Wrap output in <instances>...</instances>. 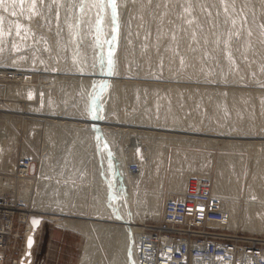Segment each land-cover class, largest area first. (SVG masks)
<instances>
[{
    "label": "bare ground",
    "instance_id": "obj_1",
    "mask_svg": "<svg viewBox=\"0 0 264 264\" xmlns=\"http://www.w3.org/2000/svg\"><path fill=\"white\" fill-rule=\"evenodd\" d=\"M28 1L29 4H27L29 5V8L33 7L34 14L38 16L40 13L38 9V5L41 3L40 0H27V2ZM175 1L176 0H158V2L164 5L166 13L163 20H161L162 22L160 21L161 23H158L160 26L158 27L156 25L157 27L154 26V29L158 30L159 34L165 32L167 38L175 44L183 40L186 33L185 31L183 32V29H180L179 26L170 24V21H176L177 15L189 18L191 23L188 29L194 38L197 36L201 41L200 46H198L194 52L191 51L193 54L187 52L185 59L177 58V56L171 57L172 59L170 60H172V62L170 63V66H172V69L176 68L177 70H175L177 72H183L184 74H199L201 68L200 52L214 50L213 46L218 40H220L219 42L221 44L224 43L226 35L222 31H225V33L228 31H238L240 27V19L233 14L234 7L229 6V4H227L228 1H224V3H220L222 12L215 7L216 13H213V20L215 21L214 25L211 24L209 33L203 36L200 29V18L203 14L202 9L204 1L181 0L182 4H188L186 8H189L190 11L185 12L184 6L180 9V13L174 14L172 5ZM8 2L11 3L13 7H15L14 4L17 3L16 0H2V2H0V40H2L1 37L8 27H4L5 24L7 25L8 20H11V12L8 7ZM80 2L81 7L76 15L73 16V19L70 20L71 23H67L66 28H62L58 31V36L60 35L63 41L61 43L55 42L56 45H63L66 52L69 50L71 53V61L69 62V65H67L68 73L71 74V76L58 75V73L62 72L56 70V65H49L47 62L45 63L46 58L42 55L36 41L33 43V46L37 48V51L34 50V54L30 56V58L28 57L29 61L27 62L29 64H23V66L12 64L13 66L9 67L6 65H0V75L9 74L10 77L18 81L15 83L1 82L0 97H6L10 100L31 101L28 104H21L14 101L0 102V119L4 121V127L0 129V170H4L7 173L12 172L13 175H11L12 177L0 175V192H5V190L9 191V193L12 194L11 197L14 199L15 206L18 207L19 202L22 201V204L27 207L25 215L24 213H20L21 219L24 216V220H26L28 225L26 236L32 228L29 222L30 216H41L43 219L56 220V225L84 235L85 242L79 259V264L99 263L100 258L95 255L97 246H99V255L100 257H103V260L111 246V255L108 259L105 258L104 264H136L137 255L134 250L133 235L136 234V231L139 229L138 225L143 224L142 221L145 219V216L156 218L157 220L160 218L162 210L161 205H163L165 199L170 197L175 198L181 195L185 182L182 180L183 177L181 176L187 174L204 175L209 178L212 193L220 198L221 207L226 212L224 226L229 228L237 227L240 223L238 219L239 215L237 216V212L239 211L238 207L243 205L246 210L245 216L247 214V218L243 221L244 226L250 230L264 232V159L259 161L260 158H257L254 162L256 170L253 172V176L258 173L259 175L256 176H260V173L262 176L260 178L258 177L259 179L257 180H252L246 187H243V183L245 182L248 173L251 172V170H249V153L244 150L247 143L222 141L172 133H197V131H195L197 128L194 127L195 122H202V120H205V116H202V119H198V115L191 113L193 110L190 112V116L188 115L190 118L185 120L182 116L183 112L180 111L181 108L178 109L177 107H174L171 110L159 111L154 113V116L151 115L155 117L152 118L154 120L167 121L168 123H166V126L157 127L155 125H137L127 122L126 117L117 118L118 120L115 122L110 120L112 114L105 112L107 108L105 101L109 95L108 88L109 86L114 85L117 78L126 79L125 76H119L117 74L128 73L126 70L124 71L126 67L124 68L125 51L123 53V49L125 47L120 49L117 61H114L116 58L115 42L121 29L119 16H117V14L115 16L113 15L109 0H103L102 3L101 0H83V3L81 0ZM130 3L132 4L128 5V8L126 7V9H129V7L134 4L135 8L134 11L131 12L134 17L131 21V29H129V33L132 30L138 41L148 43L149 31L153 30L154 23L152 21V13L150 10L154 0H133ZM18 4H20V0ZM117 9L118 8H116V11ZM13 19L12 21H15ZM220 19L223 21V30L220 29L223 34H220L219 32L220 23L218 22H220ZM19 20L24 22L22 17H20ZM57 22L58 25L64 24V19L59 16ZM90 22L92 24L95 23L94 28L92 27L93 25L91 27L96 31L94 33L99 39L97 40L98 52L101 54H98V57L99 55L101 57H97L94 61L96 63L99 61V63H97L98 66L95 68L87 62V57H89L90 54L88 55V52H86L85 37L87 33L86 28ZM10 24H12L11 21ZM110 24H112L111 27ZM102 25L106 27L103 28ZM9 26L11 27V25ZM248 27L250 30H254V22L249 23ZM125 30L124 34L126 35L128 31L127 29ZM56 34L54 37H56ZM29 37L34 42V35L32 32L29 34ZM250 40H252L251 35L243 38L245 44ZM106 41H110L111 44L107 45ZM94 42H96V40ZM12 44H16L19 48H24L25 45L22 39L17 38ZM245 44L243 43L244 46ZM2 46V41H0V50ZM245 49L246 47H244V51ZM185 51H189V48ZM163 56H159L158 60H156L155 57V63L161 65L165 61V57ZM148 58V55H142L141 57L143 62H147L149 60ZM41 60L44 63H41ZM25 65L27 66L25 67ZM169 69L170 71L172 70L171 68ZM169 69L162 67L161 71L169 72ZM227 70L221 74L222 77L227 76ZM205 71H207V69ZM33 73L37 74V79H39L37 80L39 81L38 83L33 82ZM65 78H70L76 81L74 84L82 94L83 104L81 106H78L79 100H77L73 108L66 107L64 103L68 101L70 93L67 91L64 93L65 91L62 92L61 89L57 90L55 87H52V90L50 89L51 86H49V84H57L58 81H64ZM168 86L172 89L170 92L172 97H177L179 95L178 89L184 87L175 84H170ZM186 87L194 88L192 86ZM116 88H118L117 92L119 95L121 89L119 86H116ZM112 89L111 95L113 94L115 87H112ZM183 90L184 89H182V91ZM192 94L190 95L191 98L194 97ZM240 97L231 96L233 110L232 112L230 111L232 116V121H230V123H232V125H241L244 116L248 113L250 114L247 105H244V102L241 101ZM210 99L213 105L210 107L211 109L213 108V111L211 110L213 114L210 115L211 112L208 113L212 116V119L208 122L212 123L211 129L213 131H220L218 127L223 125V119H225V116L227 115L225 103L228 102H225V98L223 99L218 96L211 97ZM113 104L114 102L112 100L111 104L108 105V108L109 106L113 108ZM193 109L195 108L193 107ZM199 111L200 110H198V112ZM29 114L35 116H30ZM199 117L201 116L199 115ZM148 119L150 120V118ZM16 121H23L25 124L30 123V125H41L42 128H50L53 137L57 134L65 136V133H70L69 135L74 139L83 135L84 140H89L91 142L90 146H92V149L89 153L83 156H77L78 158L74 160L69 175L77 176V174H84V170L86 169L84 168V166H86L85 164L91 163L93 160L95 161L97 164L95 174L97 176L95 181L96 195L92 204L82 203L80 200L77 202L73 201L75 183L73 185V180L71 179L68 180L69 191L66 193L63 202L55 200L50 203L46 197V201H43V193H39L40 191L38 192L40 196L37 195L36 197L35 194L29 196L26 188L32 185L33 175L31 173V168L35 158H33V156L30 158V173L27 176H23V174L19 173L21 170L19 160L15 165L13 164L15 152L9 150L7 146L5 147V142L13 138L12 127ZM41 130L42 129H40V131ZM116 133L124 138L123 146L126 145L124 143L129 140L130 144L133 145L134 150H138L140 153L139 159L136 160L138 170L135 174H129V165L127 166L128 160L125 157L126 155L123 150L124 147L117 146L114 139V134ZM44 135L46 136V134ZM149 138H151V140L155 139V142L148 143ZM153 144H156L155 146L158 147L149 150V145ZM146 145L148 148H145L144 150L143 147ZM161 145L166 148L165 152L160 150L159 146ZM187 145L195 146L197 148L195 149L196 151L189 149ZM32 147V143H24L21 156L25 157L26 155H32ZM47 147L48 146L44 140L37 148H35V150H38L41 155L45 156L46 151L44 152V150H46ZM133 147H130V149ZM209 149H213L217 153L215 161L216 171L213 175L211 174L212 172L210 169L213 157L211 152L208 151ZM4 150L7 151L5 159L2 157ZM148 150L150 151V161L154 159V161H159L158 163H161L159 165L160 167L167 164H169L170 167L168 172H165L164 179L166 180V188L164 187V189L159 188L154 190V193L152 192L150 196L144 193L146 190L143 192L145 195H142V191H139L137 184L141 179L146 166L148 169H153V163L145 160V156L147 155V152H149ZM178 153L188 154L187 159L183 157L182 163L179 162ZM83 160L84 165L82 166L81 162ZM39 166H42L40 158ZM23 171L24 170L22 169L21 172ZM147 172L149 177H152L154 169ZM160 173L162 175L163 171H160ZM4 185L5 187H3ZM8 185H10V187H8ZM16 188H19L20 190L15 192ZM43 188H41L42 191ZM225 189H231L229 191H231L232 195L227 194L226 196L221 194ZM250 190L256 191V196H254V194L249 195ZM138 192H140V195H138ZM22 244L24 245V243ZM24 250L21 251L22 254ZM28 264H30V262Z\"/></svg>",
    "mask_w": 264,
    "mask_h": 264
},
{
    "label": "rangeland",
    "instance_id": "obj_2",
    "mask_svg": "<svg viewBox=\"0 0 264 264\" xmlns=\"http://www.w3.org/2000/svg\"><path fill=\"white\" fill-rule=\"evenodd\" d=\"M16 1L17 3L14 4L15 7H13V5L8 2V7L10 8V12H11V20H8L7 25L5 24L4 27L8 26L6 28L8 31L6 30V32L4 33L5 35L3 34L2 35L3 38L1 37L2 40H0L2 41V45H3L0 50V65L2 66L6 65L7 67H9V66H13L14 64L22 65V66L23 64H29L27 62L29 61L28 57L30 58V56L34 54L33 53L34 50L37 51V48L33 46V43H35L36 41L39 45L38 47L42 55L45 56L46 58L45 63L47 62L49 65H56L57 66L56 70L58 72H62V73H58V75L71 76V74L68 73L69 71L67 69V65H69V62L71 61L70 59L71 53L69 50L66 52L65 47L63 45L61 46L60 44L59 45L57 44L58 45L57 46L55 42L61 43L63 41L62 37L60 35L58 36L59 34L58 31L61 30L62 28H66L67 23H71L70 20L73 19V16L76 15L77 11H79L81 7L80 5L81 0H40L41 2L39 4L40 6L38 5V9L40 13L38 16L34 14L33 7L29 8L28 5L29 1L27 2V0H20V4H18L19 0ZM132 1L133 0H117L118 9L116 11V14L117 16H119V23L121 29H120V34L115 42L116 58L114 61H117V56L120 54V49H123L125 47L124 48L125 50L123 49V53L125 51L124 68L126 67L124 71L126 70L128 73L117 74L119 76L126 77V79L117 78L115 80L116 82L114 83V85L119 86V88L121 89V93L119 95L117 92L118 88H116V86L113 85V86H109L108 88L109 95L107 97V100L105 101L107 105L105 112L112 114L110 120L112 122H115L118 120L117 118L126 117L127 118L126 121L133 124L143 125V126L155 125L159 127V126H166V123L168 122L157 121L152 119L155 118L153 117L154 113L164 110H171L174 107H177L178 109L181 108L180 111L183 112L182 116L186 120L190 118L189 117L190 112L193 110L191 113L193 114L195 113L196 115H198L197 116L198 119L200 118L202 119L205 116V120H202V122L196 121L194 124V127L197 128L195 129L197 133L195 132H191V133L172 132V133L186 134L192 137H202V138L216 139L222 141L247 143V146L244 147V150L249 153V157H250L249 170H251V172L248 173L246 180L243 183V187H246L248 183H251L252 180L254 181V179L255 180L259 179L262 176L261 173L260 176H256L259 175V173L253 176L254 175L253 172L256 170V168L254 167L255 160L257 158H260L259 161L261 159H264V0H203L204 1L203 9H202L203 14L200 18V29L203 36L209 33L211 24L214 25L215 21L213 20L214 19L213 13L214 14L216 13L215 7H217L218 10L222 12L221 4L224 3V1L225 2L228 1L227 4H229V6L231 7H234L233 14H235V16H237L240 19V27L238 31H234V32L228 31L227 33H225V31H222L226 35V40L224 41V43L221 44L219 42L220 40H218L215 42V45L213 46L214 50L200 52L201 68L199 70L200 71L199 74H195V75H189L186 73L184 74L183 72H177L176 68L172 69V66H170V63L172 62V60H170L172 59L171 57L177 56V58L185 59V57L187 56V52L192 53L195 51V49L198 46H200L201 41L198 39L197 36H196L197 38L196 37L194 38L190 30L188 29L190 27V23L188 22L190 21V19L177 15L176 21L174 22L170 21V24H175L176 26H179V28L183 29L182 31L183 32L185 31L186 33L184 39L178 42L179 44L178 43L173 44L167 38L165 32L164 33L162 32L163 34L162 33L159 34L158 30L154 29L155 27L160 26V24L158 23L162 22L161 20H163L166 13L164 5L158 2V0H154V3L152 4L150 9L152 13V21L154 23H153V30L149 31V41L148 43L143 41H138L135 35L133 34L132 30L129 33V29H131L130 28L131 21L132 18L134 17V15L131 12L134 11L135 4L131 5L129 9H126V7L128 8V5L132 4L130 3ZM184 6L186 8L188 4L185 5V3L182 4L181 0H176L172 5L173 13L174 14L180 13L179 12L180 9H182ZM59 16H61V18L64 19V24L58 25L57 19L59 18ZM20 17L24 19V22L19 20ZM12 19L15 21H12ZM10 21L12 24H10ZM251 22H254V26H255L254 30L253 29L250 30L248 27V24ZM218 23H220L219 32L220 34H223L221 32V30H223L222 19H220V22ZM9 25H11V27ZM111 25L112 24H110V27ZM91 26L94 28L95 23L94 24H92L91 22L88 23V27L86 28L87 33L85 37L86 39L85 43H86V52H88L87 53L88 55L90 54L89 57H87L88 60L87 62L93 68H95L98 66L97 63H99V61L97 63L94 62L97 59L98 54H100V52H98L99 49L97 42V40L99 39L94 33L96 31ZM104 27L106 26H103V28ZM125 29H127L128 31L126 35L124 34V31H126ZM31 32L34 35V39H33L34 42L29 37V34ZM55 34L56 37H54ZM248 35L252 36V40L246 42L245 44V42H243V38L248 37ZM16 38L22 39L24 41L25 43L24 48L20 47L21 48L20 49L19 46L16 45L17 43L12 44L15 42ZM95 40L96 42H94ZM243 43L245 44V46L243 45ZM106 44L110 45L111 42L106 41ZM244 47H246L247 50L245 49L244 51ZM185 48L186 49L189 48V51H185L186 50ZM100 55L99 57H101ZM142 55L144 56L148 55L149 57L148 59L150 61L148 60L147 62H143L141 59ZM159 56L165 57L164 58L165 61L161 65L155 63L154 61L155 57L156 60H158ZM41 63L44 62L41 60ZM26 66L27 65H25V67ZM162 67L167 69L171 68L172 70L170 71L169 69V72H162L161 71ZM204 69L205 70L207 69V71H205ZM225 70L228 71L226 73L227 76L222 77L221 74H223ZM32 78H33V82L35 83L39 82L37 81L39 79H37L38 76L36 73H33ZM1 82L15 83L18 81L10 77L9 74H5V75H0V83ZM75 82H76L75 80H72L70 78H65L64 81H58L57 84H52V85L49 84V86H51L50 89L52 87H55L57 90L61 89L62 92L65 91L64 93H66V91L70 93L68 101L64 103L65 106L68 108L69 107L73 108L77 100H79L78 106H81L83 104L81 91L76 88L74 84ZM170 84L184 86L179 88L181 90L178 89L179 95L177 97H172V95L170 94L172 90L168 86ZM186 86L188 87L192 86L194 88H187ZM112 87H115L116 91L114 90L115 93L113 91V94L111 95V91L114 89V88L112 89ZM182 89L184 90L182 91ZM191 94L194 97L191 98L190 97ZM215 96L221 97L223 99L225 98V102L227 101L229 103L228 104L224 102L225 109L227 110V115L225 116V119H223L222 122L223 125L218 127L220 131H213L211 129L212 123L208 122L212 119V116L210 115L213 114L212 112L213 108L212 109L210 108L213 106L210 98L211 97L213 98ZM231 96L232 97L238 96V98L241 96L240 97L241 101L244 102V105L245 104L247 105V108L250 111V114L248 113L247 115L244 116L243 119L244 121L242 120L241 125H232V123H230V121H232V116L230 113L233 110ZM112 100L114 102L113 108H111L110 106L108 108V105L111 104ZM11 101L18 102L21 104L23 103L28 104L31 102L27 100H20V101L10 100L6 97H0V102H11ZM193 107L197 109L195 110L193 109ZM198 110L200 111L198 112ZM208 113H210V115ZM29 115L35 116L31 114ZM199 115L201 117H199ZM148 118H150V120ZM3 127H4V121L0 119V129H2ZM37 127L39 130L37 129ZM12 128H13L12 130L13 138L5 142V147L7 146L9 150L11 151L13 150L15 152L14 154L15 159L13 161L14 165L16 164L18 159L22 157L21 154H22L23 144L32 143L33 145L32 155H26V157L32 158L33 156V158H35L31 168L32 170L31 173L33 175L32 185L26 188L28 190L27 193H29V196L35 194L37 197V195L40 196L39 193H43V199H42L43 201H46L47 198V200L50 203L51 201L53 202L55 200L59 202H63L65 200L66 193L69 191L68 180L71 179L73 180V185L75 183L73 190V195H74L73 201L77 202L78 200H80L82 201V203H87V204L93 203L96 195L95 181L97 177L95 175L97 168V164L95 163V161L93 160L91 161V163L85 164L86 166H84V168L86 169L84 170V174H77V176H73L71 174L69 175L74 160L78 158L77 156H83L89 153L90 150L92 149V146H90L91 142L89 140H84L83 135H80L79 137L74 139L69 135L70 133L69 134L67 133L68 136L65 133V136H62L61 134H57L54 135L53 137L51 135L52 132L50 128H42L41 125L40 126L32 125V124L30 125V123L25 124L23 121H16L13 124ZM40 129L42 130L40 131ZM149 130H157V129H149ZM44 134H46V136ZM117 134L118 133L114 134V139L116 141L117 146L122 147L124 138H122ZM151 138L148 139V143L155 142V139L151 140ZM44 140L48 146L46 150H44V152L46 151L45 156L41 155L38 150H35V148H37L38 145ZM124 144H126L123 146L124 147L123 150L126 155L125 157L128 160L127 166L129 165V163L132 162L136 163V160L139 159L140 153L138 152V150H134V147L132 144H130L129 140L126 141V143ZM155 145L156 144L149 145V150L158 147ZM130 147L133 148L130 149ZM187 147H189V149H192L194 151H196L195 149H197L195 146H191V145H187ZM145 148H148V146L146 145L143 147L144 150ZM159 148L162 152H165L166 150V148L163 145L159 146ZM208 151L211 152V155L213 157L212 160L213 162L211 164L212 166L210 167L212 172L211 174L213 175V173L216 171L215 161H216L217 153L213 149H209ZM6 153L7 151L4 150L2 153L3 159H5L7 155ZM149 155H150V151L147 152V155L145 156V160L147 162L153 163L154 173L152 177L151 176L149 177L147 171L149 170L152 171L153 169H148V167L146 166L147 169L146 168L144 169V173L142 174L141 179L137 183L139 191L140 192L142 191L141 194L142 195L146 194L148 196H150L154 190H157L159 188L164 189V187L166 188V180L164 178H165V174L168 172L170 168L169 164L162 165L160 167L159 165L161 163H158L159 161H154V159L150 161ZM177 155L179 157V162L182 163L183 157L187 159L188 154L178 153ZM38 157L41 159V165H42L41 167L39 166ZM81 165L82 166L84 165V160L81 162ZM137 170L133 173L129 171L130 172L129 174L130 175L135 174ZM160 171H163L162 175ZM0 175L7 177L13 176L12 172L7 173L4 170H0ZM189 176L191 175L187 174L181 177H183L182 179L183 181H186V179ZM3 187H5V185ZM8 187H10V185H8ZM41 188H43V191ZM17 190L20 189L16 188L15 192H18ZM229 190L231 189H225L221 194L226 196L227 194L232 195L231 191ZM7 192L9 191L5 190L4 193ZM140 192H138V195H140ZM253 194L254 196H256V191L250 190L249 195H253ZM26 208L27 207L24 204H22V201L19 202L18 210L17 213L15 214L16 225L19 224L17 218L19 219L20 213H24L25 215ZM238 210L239 211L237 212V216L239 215L238 219L240 223L237 225L236 228H229L226 226L225 228L229 232H236L243 235L264 236V232L250 230L247 227H245L243 223L244 219L247 218V214L245 216L246 213L245 207L241 205L238 207ZM24 218H25L24 216L22 217V219L20 217L21 220H24ZM151 220L156 221L157 219L150 218L149 216H145V219H143L142 222L145 221L149 222ZM47 226L48 227H46V229H48L49 231L51 230L54 231V229L56 230L58 229L60 231L68 230L71 233L61 241L59 239H56V237H53L52 239L53 246L51 247L52 249L48 255H45L46 239L45 237L44 239L42 237H39L37 241V245L33 251V255L35 257L33 264H38L37 259H40L44 256H48V258L44 260L46 261L45 264H56L57 259L59 261L58 264L60 263L79 264V259L85 242L84 235L76 231H73L71 229L57 226L56 220H48ZM19 228L22 231L23 228L22 224L21 225L19 224ZM25 238H26L25 235H23V237L20 240H18L17 243L19 245V248H17L14 251L12 250L8 251L7 258H13L16 260L18 259L22 251V246H23L22 243L25 244ZM110 250H111V246L109 248V251L105 255L106 259H108L111 255L110 253L112 251L110 252ZM95 255L96 257L100 258L99 263L104 264L105 258L103 260V257H100L99 246H97L95 250ZM5 264H11V263L8 260H6Z\"/></svg>",
    "mask_w": 264,
    "mask_h": 264
},
{
    "label": "built area",
    "instance_id": "obj_3",
    "mask_svg": "<svg viewBox=\"0 0 264 264\" xmlns=\"http://www.w3.org/2000/svg\"><path fill=\"white\" fill-rule=\"evenodd\" d=\"M18 160L24 170L19 173L27 176L31 159ZM137 169V163H129L130 172ZM11 196L0 192V264H19L22 253L17 260L7 258V253L19 248L17 242L28 229L20 217L22 231L15 224L18 207ZM225 221L226 212L209 178L191 175L179 197L165 199L158 220L138 225L133 235L136 264H264V236L229 232Z\"/></svg>",
    "mask_w": 264,
    "mask_h": 264
},
{
    "label": "crops",
    "instance_id": "obj_4",
    "mask_svg": "<svg viewBox=\"0 0 264 264\" xmlns=\"http://www.w3.org/2000/svg\"><path fill=\"white\" fill-rule=\"evenodd\" d=\"M49 219H43L41 222H40V225H39V228L36 230V233H35V236H34V245H33V247H32V251H31V253H32V257H31V261H30V264H33L34 263V259H35V257H34V255H33V251H34V248L36 247V245H37V241H38V238L39 237H42L43 239H44V237H45V239H46V247H45V255H48L49 254V252L51 251V247L53 246V241H52V239H53V237H56V239H59L60 241L61 240H63L64 238H66L67 237V235H69L71 232H69L68 230H56V229H54V231H49L48 229H46V227H48L47 226V221H48ZM58 226V225H57ZM44 229V230H43ZM48 258V256H44V257H42V258H40V259H37V261H38V264H45V262L46 261H44V260H46ZM58 258V257H57ZM57 263L56 264H58V259H57V261H56ZM60 264H63V263H60Z\"/></svg>",
    "mask_w": 264,
    "mask_h": 264
},
{
    "label": "water",
    "instance_id": "obj_5",
    "mask_svg": "<svg viewBox=\"0 0 264 264\" xmlns=\"http://www.w3.org/2000/svg\"><path fill=\"white\" fill-rule=\"evenodd\" d=\"M34 220L37 221L36 224L33 223ZM42 220L43 218L41 216H30L29 222L32 228L25 238V250L22 256L20 257L19 264H28L31 261V257H32L31 251L34 245V235ZM29 240H31V244H29Z\"/></svg>",
    "mask_w": 264,
    "mask_h": 264
},
{
    "label": "snow or ice",
    "instance_id": "obj_6",
    "mask_svg": "<svg viewBox=\"0 0 264 264\" xmlns=\"http://www.w3.org/2000/svg\"><path fill=\"white\" fill-rule=\"evenodd\" d=\"M0 2H2V0H0ZM103 2V0H101V3ZM82 3H83V0H82ZM109 3L111 5V8H112V11H113V15L115 16L116 15V8H117V0H109ZM185 12H189L190 9L189 8H185L184 9ZM189 23H191V21H188ZM34 224L37 223V221H33ZM29 244H31V240H29Z\"/></svg>",
    "mask_w": 264,
    "mask_h": 264
}]
</instances>
